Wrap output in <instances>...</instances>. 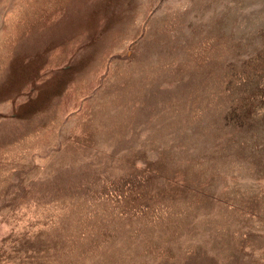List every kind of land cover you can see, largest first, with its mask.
<instances>
[{
  "label": "rangeland",
  "instance_id": "obj_1",
  "mask_svg": "<svg viewBox=\"0 0 264 264\" xmlns=\"http://www.w3.org/2000/svg\"><path fill=\"white\" fill-rule=\"evenodd\" d=\"M0 264H264V0H0Z\"/></svg>",
  "mask_w": 264,
  "mask_h": 264
}]
</instances>
